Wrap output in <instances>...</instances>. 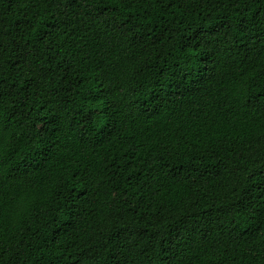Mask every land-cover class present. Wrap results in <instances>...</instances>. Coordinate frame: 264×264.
Here are the masks:
<instances>
[{
	"label": "trees",
	"instance_id": "obj_1",
	"mask_svg": "<svg viewBox=\"0 0 264 264\" xmlns=\"http://www.w3.org/2000/svg\"><path fill=\"white\" fill-rule=\"evenodd\" d=\"M0 81V264H264V0H0Z\"/></svg>",
	"mask_w": 264,
	"mask_h": 264
},
{
	"label": "snow or ice",
	"instance_id": "obj_2",
	"mask_svg": "<svg viewBox=\"0 0 264 264\" xmlns=\"http://www.w3.org/2000/svg\"><path fill=\"white\" fill-rule=\"evenodd\" d=\"M149 0H108V3L111 5V9L115 11L117 7H120L122 9H128L129 11L132 10V5L135 4L137 7L140 6L141 3L148 4ZM156 0H152V3H155ZM165 4L169 3V0H163ZM37 34L38 39H43L45 35H47V32H45L43 28V22H40L37 25V29L34 30ZM203 39V37H202ZM0 84H2V81H0ZM5 95V90L0 87V98H2ZM260 111H264V106H261ZM6 129H4L3 125L0 124V177H3L8 174L10 170V163H9V154L8 149L6 147L7 141L4 139V132ZM0 203H2V197H0ZM243 206V205H242ZM3 221V212L0 210V222ZM119 248L115 250V261L116 264H119ZM166 255V253H165ZM215 256L213 253L209 250L202 253V259L201 264H215Z\"/></svg>",
	"mask_w": 264,
	"mask_h": 264
}]
</instances>
